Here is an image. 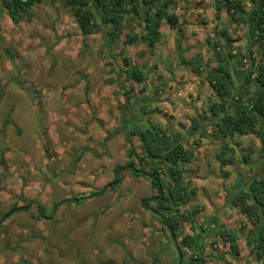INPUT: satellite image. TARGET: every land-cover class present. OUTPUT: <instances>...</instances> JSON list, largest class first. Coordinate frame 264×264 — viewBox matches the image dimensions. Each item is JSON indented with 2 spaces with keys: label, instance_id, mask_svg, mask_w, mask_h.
I'll list each match as a JSON object with an SVG mask.
<instances>
[{
  "label": "rangeland",
  "instance_id": "1",
  "mask_svg": "<svg viewBox=\"0 0 264 264\" xmlns=\"http://www.w3.org/2000/svg\"><path fill=\"white\" fill-rule=\"evenodd\" d=\"M176 2L174 11L185 21L182 25L184 32L179 38V32L170 29L163 21L159 28L160 42L153 51L140 41L132 46H124L121 41L110 44L106 28L101 26L90 35H82L64 0H44L18 24L10 21L0 3V129L5 141L4 144L0 142L3 157L0 168L9 164L14 167L8 180L0 184V220L10 208L36 202V207L27 210L28 214L24 216L27 221L22 217L13 219L26 213L20 210L0 226V264H55L56 260L89 264L99 252L94 240L79 248L80 242H73L69 237L80 226L85 227L86 234L78 237L79 240L98 235L106 237V243L113 245L112 264H177L176 250L168 232L160 224V218L158 221L151 218L150 232L146 233L133 223V212L125 211L121 205L125 199L135 201L137 192L147 195L142 187L133 189L130 186L136 176L120 170L130 162L138 169L140 152L137 142L135 140V145L131 146L130 153L125 138L126 129L133 131L139 116L144 115L140 106L142 96L136 92L139 85L128 81L129 74L125 72L122 57H128L140 68L146 84L152 86L161 80L165 69L177 64L183 51L195 48L196 43L203 42L202 37L219 32L218 26L231 29L232 37L237 31L241 34L244 27L230 28L232 23L224 13L220 15L219 25L213 24L212 0ZM243 3L249 8L246 1ZM127 29L138 35L142 31V20L131 21ZM242 49L240 45L237 50ZM157 72L160 77L155 75ZM202 72H208V65ZM243 142L244 146L255 143L253 157L258 160L261 145L252 136ZM100 170L102 174L97 180L105 182L99 184H103L99 190L105 193L90 198L93 202L89 204L84 200L61 204L66 212L62 218H56L60 205L56 210L53 205L82 197L83 194H75L74 189L82 191L87 185L76 180L84 181L85 175L95 176ZM213 172L210 166L207 175L217 179ZM5 174L0 169V179H4ZM62 174L66 176L60 177ZM70 174L75 175L67 176ZM251 174L252 168H247L244 175ZM136 175L145 177L144 172ZM115 176L120 181L117 180L116 188L110 187ZM127 176L134 177L131 183L123 182ZM201 193L198 190L197 199L192 200V205L198 203L196 205L201 208L197 222L180 226L179 235L192 234L195 241L190 250L181 249L182 264L187 263L191 255L200 253L198 246H203L200 250L205 264H261L255 261V249L246 244L254 225L239 211H234L231 203L226 205V211L232 210L221 216V223L216 224L214 216L205 212L204 192ZM95 199L98 201L94 202ZM99 204L112 205L101 222L105 225L103 228L99 227L100 224L95 225L94 218H103L104 215L96 214L85 221L80 218ZM37 207L52 219L37 221ZM186 208L190 210V204ZM125 214L128 216L123 218ZM33 218L36 225L31 226ZM42 224L45 225V236L38 230ZM213 224L215 227L208 230ZM112 225L113 229L118 225V230L110 236ZM220 228L236 233V248L218 238L216 231ZM175 241L180 244V239ZM212 241L214 244L209 246ZM32 243L36 247L27 254L26 248Z\"/></svg>",
  "mask_w": 264,
  "mask_h": 264
},
{
  "label": "trees",
  "instance_id": "2",
  "mask_svg": "<svg viewBox=\"0 0 264 264\" xmlns=\"http://www.w3.org/2000/svg\"><path fill=\"white\" fill-rule=\"evenodd\" d=\"M43 1L0 0V3L10 21L18 24L23 16H29L31 9ZM243 1L249 3V8L245 7ZM64 5L70 8L82 35H90L95 32L97 26H101L106 28L110 44L121 41L124 46H132L140 41L150 51L160 42L159 28L163 21L172 30H177L179 25L178 16L171 12L175 7L174 0H64ZM213 5L216 19L224 12L232 24L243 26L244 29L246 27V40L250 47L247 52L231 53L224 44L233 43L225 29H220L219 38L215 39L210 47L211 59L216 65L214 71L206 74V81L219 98V102L209 105L208 112L210 118L216 117L218 120L215 123L213 138L220 139V163L223 166L224 151L232 138L247 136L259 130L264 148V0H213ZM134 20H142V31L138 35L127 29L128 24ZM232 61L233 65L236 64L243 70L236 71L233 65L231 66ZM122 63L125 72L129 74V82L141 85L145 81L141 69L133 65L128 57L123 56ZM189 66L195 75L201 73L200 63H190ZM131 90L132 85L130 92ZM144 90L142 87L136 92L142 95ZM142 110L143 114H151L145 107ZM129 136H137L139 139L141 156L137 157L138 169H135L136 165L132 162L121 169L131 172L134 176L138 175L133 170L142 171L144 175L151 177L150 185L157 194L155 198L160 196L159 200L156 199L151 213L160 218L156 219H159L168 232L170 241L180 239V244H177L180 252L182 248L190 250L195 245L193 235L179 234L180 226L190 225L199 212L196 206L190 210L184 208L194 195L193 189L185 181L182 169L193 157L192 151L184 148L177 138L169 137L166 131L157 125L143 129L135 128ZM126 142L132 153V143L127 139ZM243 161H247V156H243ZM226 162L232 164L233 160L228 159ZM117 176L110 187L117 185ZM103 192L98 191L96 196ZM145 200L142 199L141 203ZM79 201L63 200L55 206ZM231 205L254 225L249 231L246 244L255 249V261L264 264V176L251 177L247 193L236 195ZM146 206L150 204L147 202ZM11 211L4 216L9 215ZM216 235L228 242L231 248H236V233L220 228ZM213 242L208 245L214 244ZM202 247L198 246L200 253L191 255L185 264L201 259Z\"/></svg>",
  "mask_w": 264,
  "mask_h": 264
},
{
  "label": "crops",
  "instance_id": "3",
  "mask_svg": "<svg viewBox=\"0 0 264 264\" xmlns=\"http://www.w3.org/2000/svg\"><path fill=\"white\" fill-rule=\"evenodd\" d=\"M174 3L175 6H177L176 0H174ZM192 8H194V6H192ZM174 9L171 12H174L179 18V25L177 31L179 32L178 37L181 38L180 36L184 32L182 30V25L185 21H183L179 17L180 15H178L174 11ZM220 15H219V19H216V15L214 12L213 24L219 25ZM241 27L242 26L231 24L230 28L237 29ZM217 29L219 30V32L217 31L212 32V35L206 38L202 37L203 42L196 43L195 48L193 47V49L190 50L187 49L183 51V54L178 59L177 64L175 63L176 65L175 64L170 65L167 69H165V74L164 73L162 74V78H160L161 79L160 81L157 80L158 82L154 83V85L152 86L147 85L145 81L141 85H139V88L143 87L145 89L144 93L141 95L142 101L140 103V106L142 107V109L143 107H145V109L151 111V114L149 115L144 114L143 116L141 114L139 116V119H137V125L135 127L137 129L140 128L143 129L151 125L160 126L162 129L166 131L169 137L177 138V140H179V142H181L184 145V148L192 151L193 157L189 160L188 164L182 166L183 173L185 175V181L188 183L189 187L194 191V195L191 197V200L188 201V203L185 206L187 207L190 204L191 208L195 206L200 208L198 205H196L198 203L192 205V200L194 198L197 199L195 195H197L198 190H201L202 193L204 192L202 195V200L204 202L205 212L207 211V215L214 216L213 220L215 221L216 224L221 223L220 217L221 216L224 217V215H226L227 212H230L229 210L233 209L234 211H237L234 207L226 211L227 208L226 205L231 203L233 198L239 193H243V194L247 193L251 177L264 176V148L261 144V135L258 134V131H255L247 136L232 138V140L228 142L229 145L227 149H225L224 151L225 161L224 160L223 161L225 163L223 166L220 163V150H221L220 139L217 140L213 138L214 137L213 133L216 130L215 123L218 120H216V117L210 118L209 117L210 114L208 112L209 105L219 102V98L216 96V94L210 88L208 82L206 81V74L214 71L216 65V63L211 59L210 47L212 43L216 41L215 39L219 38L218 34L220 33V29H225L228 32V35L230 36L233 42L230 45V43H224L223 41V43L227 45V49L231 50V53L237 52L239 50L240 45L243 46V49L239 52L242 51L247 52V50H249L250 47L248 41L246 40V30H245L246 27L241 34L237 31L236 36L233 37L229 32L231 29L229 30L225 26L224 27L218 26ZM234 48H237L238 50ZM224 59L225 58L223 57V60ZM233 61L231 62L232 63L231 66L233 65ZM190 63H200L201 73L199 75H195L194 73L191 72V68L189 66ZM178 64L179 66L182 64V67H177ZM205 65H208V72L204 74L202 71ZM233 67L236 71L243 70V68L237 67L236 64L233 65ZM155 75L157 77H160V74H158V72L155 73ZM132 127L134 128V126ZM126 131L127 133L125 139L129 140L132 143V146L135 145V140H136L137 142L136 145L139 148L138 137L134 136L130 138L129 136L130 131H128L127 129ZM250 136L254 137V141L258 142V145L259 146L261 145L262 148L261 154L259 155V158L256 161L254 160L253 157L254 156L253 147L255 146V143H251L254 144L253 146L252 145L244 146V142H243L244 139ZM115 139L118 140L117 138H114V140ZM233 140L234 142L231 143ZM138 151L140 152V150ZM6 155L7 154H5L4 157ZM244 155L247 156L246 162L243 161ZM228 159L233 160L232 164H227L226 161H228ZM210 166H212L214 171L213 173L215 177H217V179L207 175V172H209L210 170ZM82 167L84 168L85 166L83 165ZM85 168L83 170H86ZM247 168L249 169L252 168V174L249 175L248 177L244 175L246 174ZM0 169H3L4 173L6 174L8 173L7 175L5 174L4 179H0V184L2 185V182L8 180V177L10 176V173L13 172L14 167L9 164V165H3V167ZM255 172L256 173L259 172L258 175H256ZM77 173L79 172H76L75 174ZM75 174H70L67 176H74ZM101 174L102 172L100 170V172L96 173L95 176H92L90 173L89 176L88 174L87 176L85 175L83 177L85 178L84 181H82L80 178L76 180L77 182H82L87 185V187H84L82 191L74 189L75 194L77 195L83 194L82 197H78L79 200H84L85 203L89 204L90 202H93V200L92 201L89 200L90 198L100 197L105 193L103 192V194H101L100 196H96V193L100 191L99 189L103 185V184L102 185L99 184L101 182H105V181L98 182L99 180H97V178ZM130 174L131 176H133L131 172ZM65 176H66L65 174L64 175L62 174L60 177H65ZM134 177L127 176L126 178L123 179V182L131 183L132 182L131 180L134 179ZM136 177L137 179H134L135 181L133 185L130 186L134 187L133 189L137 187H142L143 189L146 190L147 195L142 192H137L134 196L135 201H132V199H125L123 204L121 205L124 206L125 211L133 212L132 215L133 223L135 225L141 226V229H143L147 233V231L150 232L149 222H152L151 218L153 217L159 218V217L156 214L151 213V210L152 208H154L155 203H152L150 204L151 206H147L146 208H144L141 201L142 199L149 200L151 197H154L156 191L151 187L150 178H148L146 175L144 178L138 176ZM93 179H94V183H93ZM91 195L93 196L91 197ZM118 198L119 197H117V199ZM97 201H98L97 199L94 200V202ZM62 205H60V207L56 210L57 213L55 214V216L56 218L59 216L58 219L62 218V215H64V213L66 212V209H63ZM111 206L110 205L102 206L100 204L97 207L93 206V209H90L88 212L84 213V215H80L81 216L80 218L85 221L89 217L94 216L96 214H98L99 216L104 215L103 218H98V217L94 218L96 221L95 225L97 226L98 224H100L99 227L103 228L105 225H102L101 222H103V219L107 217L108 215L107 211ZM20 212H26V213H20L13 219L22 217L24 221L25 217L28 214L27 209H24L23 211ZM127 216L128 215L125 214L123 218ZM197 217L198 216L196 215L194 218L196 219L194 220L196 222L198 220ZM27 220L28 219H26L25 221ZM118 225L115 226L114 229H113V225L110 226L112 229V230L110 229V236L114 231L116 232L118 230L117 229ZM214 227L215 224L210 225L208 227V230H212V228ZM44 228L45 225L43 226V224L41 225V227H38V230L40 229L42 231L43 236L46 235L43 234L45 233ZM84 228L85 227L80 226L75 230L73 229L74 231L71 232L69 237L71 238V240H73V242H77V241L80 242L79 243L80 245L78 244L79 248L80 247L84 248L83 247L84 244L87 245L92 240H94L93 244L98 247L99 252H97V256L95 257V259H92L91 262H89V264H112L111 263L112 256L110 255V253L112 252L113 245L106 243L107 242L106 237L101 238L98 235L94 236L93 238L90 237L88 238V236H86L84 240H79L78 237L84 235V233L86 234ZM222 229L227 230L226 228H222ZM17 230L19 231L20 228H18ZM38 230L36 228V231ZM57 230L58 229H56V231ZM77 234L79 235L77 236ZM35 247H36L35 244L33 243L30 244V246L26 248V253L28 254V252H30V250ZM103 252L105 253L103 254ZM68 261L69 260H66V262L65 260H56L54 261V263L75 264L73 262H68ZM85 263L88 264L87 262H84V264Z\"/></svg>",
  "mask_w": 264,
  "mask_h": 264
},
{
  "label": "flooded vegetation",
  "instance_id": "4",
  "mask_svg": "<svg viewBox=\"0 0 264 264\" xmlns=\"http://www.w3.org/2000/svg\"><path fill=\"white\" fill-rule=\"evenodd\" d=\"M0 97H1V93H0ZM4 120V119H3ZM6 121V120H5ZM5 121H3V125H4V123H5ZM0 142L2 143V144H4V140H3V134L1 133V129H0ZM3 162V157H2V155H0V163H2ZM1 165V164H0ZM3 167V166H2ZM1 171H3V169H1ZM4 173V172H3ZM157 196V194H155V196L154 197H151L149 200H151V199H153V198H155ZM156 201H154V202H151V201H149L148 203L149 204H152V203H155ZM32 207H36V202H33V201H30V202H28V204H26L25 206H22V207H18V208H11L10 210H12L10 213H15L16 212V210L17 209H20V208H23V210L24 209H27V210H29L30 208H32ZM53 207L55 208V210L58 208L57 206H55V204L53 205ZM20 211V210H19ZM18 211V212H19ZM36 211H37V221H41V218H43V219H46V220H50V219H52L51 217L52 216H50V215H46L44 212H43V210H42V208H36ZM9 212V211H8ZM4 216V215H3ZM2 216V219L5 217H3ZM35 219L33 218V225L31 224V226H34V225H36V220L34 221ZM5 222V221H4ZM3 222V223H4ZM3 223L1 224V225H3ZM0 225V226H1ZM30 228V227H29ZM31 229V228H30ZM32 230V229H31ZM29 232H30V230H29ZM171 245H172V247L176 250V246H177V243H176V241H173V239H171ZM179 248V247H178ZM165 249V248H164ZM203 260V259H202ZM197 261V260H196ZM191 262H193V261H190L188 264H190ZM196 262H194L193 264H195ZM197 264V263H196Z\"/></svg>",
  "mask_w": 264,
  "mask_h": 264
},
{
  "label": "water",
  "instance_id": "5",
  "mask_svg": "<svg viewBox=\"0 0 264 264\" xmlns=\"http://www.w3.org/2000/svg\"><path fill=\"white\" fill-rule=\"evenodd\" d=\"M130 168V167H128ZM121 170V169H120ZM134 173L136 174H139V173H142V171H137V170H133ZM148 178H151L150 176L146 175ZM118 181H120V179H118ZM161 194V193H160ZM156 199H160V196H158L157 198H153L151 200H145L142 202V205L144 208H146V204L147 202L151 201V202H154L156 201ZM20 210H23V208H20ZM12 213H10L9 215L5 216L3 219L0 220V225L11 215ZM173 241H175L173 239ZM176 253H177V264H181V260H182V257H181V252H180V249L178 248V246H176ZM197 264H205V262L202 260V259H198L197 261H195ZM194 262H191L190 264H193Z\"/></svg>",
  "mask_w": 264,
  "mask_h": 264
},
{
  "label": "clouds",
  "instance_id": "6",
  "mask_svg": "<svg viewBox=\"0 0 264 264\" xmlns=\"http://www.w3.org/2000/svg\"><path fill=\"white\" fill-rule=\"evenodd\" d=\"M122 170V169H121Z\"/></svg>",
  "mask_w": 264,
  "mask_h": 264
}]
</instances>
